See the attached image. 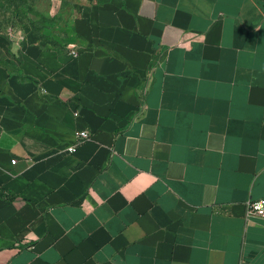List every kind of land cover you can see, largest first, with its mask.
Segmentation results:
<instances>
[{"label":"crops","instance_id":"obj_1","mask_svg":"<svg viewBox=\"0 0 264 264\" xmlns=\"http://www.w3.org/2000/svg\"><path fill=\"white\" fill-rule=\"evenodd\" d=\"M89 1L0 51V264H264V0Z\"/></svg>","mask_w":264,"mask_h":264},{"label":"rangeland","instance_id":"obj_2","mask_svg":"<svg viewBox=\"0 0 264 264\" xmlns=\"http://www.w3.org/2000/svg\"><path fill=\"white\" fill-rule=\"evenodd\" d=\"M89 0H0V51L41 42L59 47L74 37L76 15ZM0 59V63H4Z\"/></svg>","mask_w":264,"mask_h":264},{"label":"built area","instance_id":"obj_3","mask_svg":"<svg viewBox=\"0 0 264 264\" xmlns=\"http://www.w3.org/2000/svg\"><path fill=\"white\" fill-rule=\"evenodd\" d=\"M71 55L73 57L78 56V52L76 50L71 51ZM75 116H78V113L75 114ZM93 134L90 132V130H82L76 134V141L73 146L68 148L69 154H74L77 152V150L87 143L88 141L92 140ZM245 217L247 220H250L252 218H259L264 220V200L257 201V202H248L246 204V214Z\"/></svg>","mask_w":264,"mask_h":264}]
</instances>
